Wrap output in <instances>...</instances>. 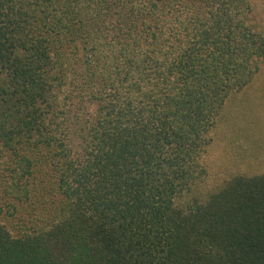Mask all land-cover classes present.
<instances>
[{"label": "trees", "instance_id": "16d2710c", "mask_svg": "<svg viewBox=\"0 0 264 264\" xmlns=\"http://www.w3.org/2000/svg\"><path fill=\"white\" fill-rule=\"evenodd\" d=\"M262 78L264 0H0V264H264Z\"/></svg>", "mask_w": 264, "mask_h": 264}, {"label": "rangeland", "instance_id": "374dc122", "mask_svg": "<svg viewBox=\"0 0 264 264\" xmlns=\"http://www.w3.org/2000/svg\"><path fill=\"white\" fill-rule=\"evenodd\" d=\"M261 83H256L255 85H253L252 87H250L247 90V94H245L244 96L242 95L243 99L245 100L244 103L245 104V109H243L244 111H237V105L236 103H234L233 101H229L226 104L224 113L222 114L223 117V121H222V125L221 127L222 130H226V133L229 132V130H232V126L234 124H236L238 122V120H242L241 119V113H247L249 115V110L251 112L252 117H250L249 119L246 120H242L243 125L241 127H239L238 129H236V131H240L242 132L243 130L245 131V134L243 136V140H241L239 137L237 136H227V134H221V131L219 133V138L221 140V145L224 148H229L230 151H232V149L236 150L238 147V150H242V146H243V150H244V146L248 145V137L246 133H250L251 131H254L255 134L260 137L259 141L261 142L262 139H264V125L261 123H264V94L262 92V89L264 88V78L260 79ZM260 84V88H258V85ZM262 87V88H261ZM236 96V95H235ZM84 110L81 111V117L82 120H78L76 121V125H78L80 122L83 121V119H85V117L87 118H94L95 114H96V106H92L89 103H85L84 102ZM252 110V111H251ZM243 113V114H244ZM257 114V115H256ZM85 116V117H83ZM238 117L237 119L234 117ZM257 122L256 124H251V122ZM245 122V123H244ZM259 123V124H258ZM252 125H254L253 127H251ZM259 125V127H258ZM254 134V133H253ZM253 138H255L253 135H251ZM256 139V138H255ZM257 141V140H256ZM241 145V146H240ZM220 149L219 148H214V154L216 152H218ZM223 155L222 151L219 152L217 158H216V162L221 160V156ZM224 156V155H223ZM221 167H225V161H222ZM39 168V167H38ZM37 168V169H38ZM43 170H45V166L42 167ZM48 169V168H46ZM49 171V169H48ZM36 183H40L41 188L39 187H35L34 190L32 191V198L33 199H39L36 200V202L38 203L35 204V207L33 208V210H42L41 213L42 215H40L41 217L46 218L48 215L52 214L54 212V209L57 206V200L55 197L52 196L53 193H55V187L54 184L51 182V179L46 175L45 176H40L38 175V177L36 178ZM39 196V197H38ZM48 199V203L47 205H45L44 199ZM40 199L43 200L40 201ZM14 200V199H12ZM32 211V208H29ZM30 212V213H31ZM18 216H20V213L18 214ZM17 216V217H18Z\"/></svg>", "mask_w": 264, "mask_h": 264}]
</instances>
